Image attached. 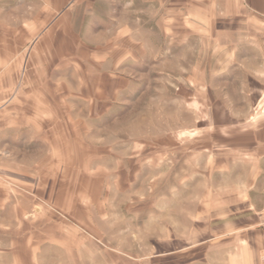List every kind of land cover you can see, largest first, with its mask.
I'll use <instances>...</instances> for the list:
<instances>
[{
    "label": "rangeland",
    "instance_id": "374dc122",
    "mask_svg": "<svg viewBox=\"0 0 264 264\" xmlns=\"http://www.w3.org/2000/svg\"><path fill=\"white\" fill-rule=\"evenodd\" d=\"M202 3L79 0L60 18L0 2V264H229L235 237L176 253L155 238L210 191L264 196V160L218 175L237 162L221 105L244 103L221 61L243 38L205 32L220 17Z\"/></svg>",
    "mask_w": 264,
    "mask_h": 264
},
{
    "label": "crops",
    "instance_id": "0c3cea01",
    "mask_svg": "<svg viewBox=\"0 0 264 264\" xmlns=\"http://www.w3.org/2000/svg\"><path fill=\"white\" fill-rule=\"evenodd\" d=\"M4 1L9 0H0V2ZM40 1L39 9L29 12V15L65 18L78 12V8L71 9V7L79 0ZM202 4L204 16L220 17L219 23H214V26L212 20H203L205 32L216 31L237 36L241 34L243 38V44L235 45L236 55L222 58L221 64H225V67L220 71L229 75L232 72L238 74L235 92L227 91L226 95L237 97L241 94L244 103L239 105L236 99L232 103L233 106L235 105L233 108L221 105L228 118L234 119L229 118L226 124L221 126L224 128L234 126L238 129L234 138L226 137L225 140L221 138L218 149L220 155H225L227 160L235 156L237 162L226 163L220 168L218 175L238 176L242 174L236 170L241 164L238 161L264 160L262 151L264 149V0H204ZM32 29L36 30L35 27ZM124 31L127 32L124 35L126 37L131 29L124 27ZM188 90L186 103L188 107H192L195 104L196 92L190 94V90L193 89L189 87ZM249 175L251 171L244 172V176ZM247 188L245 189L244 186L232 188L234 194L231 195L232 197L225 196L230 198L225 201H219L215 197L213 199L210 191L207 196H202L199 202L194 203L191 210L182 206L178 212L180 220L177 222L173 220L172 226L165 230L164 226L160 227L155 237L157 247L160 248L164 240H171L170 250L176 253L221 236H231L235 237L233 239L237 240L238 246L227 254L229 264H260L259 252L263 247L261 224L264 223V196H256L257 199L250 198ZM161 252H164L162 248Z\"/></svg>",
    "mask_w": 264,
    "mask_h": 264
},
{
    "label": "built area",
    "instance_id": "2783aa9c",
    "mask_svg": "<svg viewBox=\"0 0 264 264\" xmlns=\"http://www.w3.org/2000/svg\"><path fill=\"white\" fill-rule=\"evenodd\" d=\"M261 236L263 241V247L261 248L259 252V261L260 264H264V223L261 224Z\"/></svg>",
    "mask_w": 264,
    "mask_h": 264
}]
</instances>
